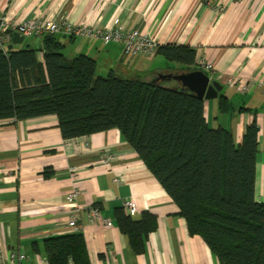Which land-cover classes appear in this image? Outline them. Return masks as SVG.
<instances>
[{
	"label": "crops",
	"instance_id": "1",
	"mask_svg": "<svg viewBox=\"0 0 264 264\" xmlns=\"http://www.w3.org/2000/svg\"><path fill=\"white\" fill-rule=\"evenodd\" d=\"M0 17L14 25L40 17L101 30L112 29L118 20L159 46L190 47L195 66L211 65L203 71L210 83L221 86L215 99L204 100L208 126L229 131L239 145L246 127L256 122L255 197L264 203V0H0ZM56 38L66 58L93 59L101 77L112 72L151 82L159 74L181 72L180 65L160 55L128 56L121 44ZM248 83L252 89L243 93L241 86ZM221 96L229 112L220 111ZM105 153L116 156L108 166L101 160ZM73 188L80 191L79 231L68 226L66 196ZM129 201L134 211L124 212L134 221L144 213L156 220L142 254L134 253L115 218V210ZM89 208H97L112 226L90 222ZM178 212L118 130L64 140L55 116L0 122V245L5 257L26 256L16 264H49L45 240L76 232L83 236L89 264H220L200 237L189 235Z\"/></svg>",
	"mask_w": 264,
	"mask_h": 264
},
{
	"label": "trees",
	"instance_id": "2",
	"mask_svg": "<svg viewBox=\"0 0 264 264\" xmlns=\"http://www.w3.org/2000/svg\"><path fill=\"white\" fill-rule=\"evenodd\" d=\"M56 36L0 50V122L55 116L64 140L118 130L176 204L189 235L200 237L220 264H264V203L255 197L256 122L236 145L229 131L208 126L204 100L160 77L204 72L195 66L194 50L158 46L156 55L180 65L181 72L147 82L112 72L98 76L93 59L66 58ZM219 107L222 113L231 109L223 96ZM115 218L131 249L142 254L155 217L144 213L134 221L121 208ZM44 247L49 264H89L80 232L47 239Z\"/></svg>",
	"mask_w": 264,
	"mask_h": 264
},
{
	"label": "built area",
	"instance_id": "3",
	"mask_svg": "<svg viewBox=\"0 0 264 264\" xmlns=\"http://www.w3.org/2000/svg\"><path fill=\"white\" fill-rule=\"evenodd\" d=\"M7 31L11 33H17L23 39L30 37H43L46 35H64L70 38L83 37L89 39L100 40L103 44L117 43L123 46L124 53L128 56H152L156 54L158 49V43L151 37L141 34L136 30H125L119 23L115 21L114 27L110 30H101L92 26L84 24H74L68 21H54L49 18L34 17L26 20L18 25L12 24L8 18L0 17V50L3 53H7L8 47L12 43L11 36L6 34ZM202 68L208 71L212 68L211 65L202 64ZM229 82H232L231 80ZM253 84L248 83L241 86V91L243 93H248L251 91ZM84 149H88V143L85 144ZM116 156L113 153H105L101 158L104 165H110ZM115 183L118 182L117 179L114 180ZM80 191L77 188H73L68 192L66 196V205L68 210L71 211L68 226L76 231H79L78 226L79 215L82 210L80 206L77 205L76 199ZM123 209L131 214L134 211L133 202H125ZM88 219L90 222H101L105 227H111L112 222L110 219L102 217L97 208L87 209ZM25 255L22 254H9L7 257L3 254V247L0 245V261H7L8 264H16L15 260H24Z\"/></svg>",
	"mask_w": 264,
	"mask_h": 264
},
{
	"label": "water",
	"instance_id": "4",
	"mask_svg": "<svg viewBox=\"0 0 264 264\" xmlns=\"http://www.w3.org/2000/svg\"><path fill=\"white\" fill-rule=\"evenodd\" d=\"M6 34L11 36L12 43L8 47L11 49L14 45H21L24 42L23 37L17 33H11L7 31ZM36 40L35 44L38 43ZM41 46H38V50ZM161 79L173 80L179 83L183 88H186L193 93L197 98L202 100L215 99L218 96V92L221 90V86L216 83H210L209 76L202 71H193L189 73L168 74L161 75Z\"/></svg>",
	"mask_w": 264,
	"mask_h": 264
},
{
	"label": "rangeland",
	"instance_id": "5",
	"mask_svg": "<svg viewBox=\"0 0 264 264\" xmlns=\"http://www.w3.org/2000/svg\"><path fill=\"white\" fill-rule=\"evenodd\" d=\"M29 44V45H31L33 42H32V40L30 39V38H27V39H25L24 40V42L21 44V45H17V46H15V47H23L24 46V44ZM64 55H65V51H64V49H62V51H61Z\"/></svg>",
	"mask_w": 264,
	"mask_h": 264
}]
</instances>
